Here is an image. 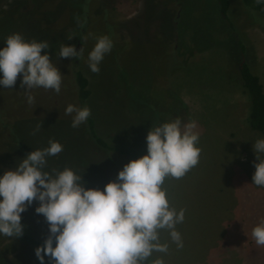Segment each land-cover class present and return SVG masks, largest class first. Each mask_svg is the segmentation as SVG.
<instances>
[{
    "label": "rangeland",
    "instance_id": "374dc122",
    "mask_svg": "<svg viewBox=\"0 0 264 264\" xmlns=\"http://www.w3.org/2000/svg\"><path fill=\"white\" fill-rule=\"evenodd\" d=\"M214 3L7 0L0 13V47L14 32L26 40L47 41L50 60L62 78L58 93L31 89V104L19 74L10 89L0 87V175L51 139L63 150L47 158L46 170L71 168L82 175L86 188L102 190L124 164L146 154L145 136L152 125L176 117L183 123L195 121L198 163L181 178L166 177L162 185L169 205L184 209L183 221L175 226L183 247L178 249L161 230L168 250L153 253L145 264L157 257L163 264H264V247H257L250 235L264 217V187L251 184L256 159L251 144L264 134L249 125L250 100L239 84L237 67L244 57L264 91V20L241 0H230L228 16L235 30L220 18ZM86 23L79 45V28ZM101 35L113 46L92 73L87 56ZM183 38L197 40L192 47L205 51L189 61L180 59L166 44ZM61 43L83 52L75 60L59 58L55 51ZM74 67L89 79L90 110L99 134L134 154L108 152L94 145L81 126L70 127L72 116L64 109L76 106ZM36 206L34 201L21 213L20 237L0 235V264H39L34 255L38 245L24 237L42 244L48 235L44 218L34 213Z\"/></svg>",
    "mask_w": 264,
    "mask_h": 264
},
{
    "label": "clouds",
    "instance_id": "9594fccd",
    "mask_svg": "<svg viewBox=\"0 0 264 264\" xmlns=\"http://www.w3.org/2000/svg\"><path fill=\"white\" fill-rule=\"evenodd\" d=\"M264 4V0H256ZM72 37L69 36L68 39ZM0 47V87L11 88L20 76L27 103L33 102L30 90L42 87L59 92L62 75L50 60L47 41L26 40L19 32L8 35ZM107 35L96 37L87 56L92 73L110 52ZM44 50V54H41ZM83 52L61 43L55 56L78 58ZM70 127L78 128L90 116L87 106L69 104ZM40 126H37L38 131ZM196 122L183 123L179 117L152 125L145 136L146 154L129 160L115 180L103 189L86 188L82 175L65 167L47 168V158L63 150L58 141L30 151L14 169L0 175V235H22L21 213L36 201L34 213L42 215L48 235L34 249L39 264H145L153 253H166L161 242L165 230L176 247H183L176 225L184 219V209L169 205L162 187L166 177L181 178L199 160L200 148ZM255 154L252 183L264 187V138L251 144ZM257 247H264V217L251 228ZM151 264H163L159 257Z\"/></svg>",
    "mask_w": 264,
    "mask_h": 264
},
{
    "label": "trees",
    "instance_id": "16d2710c",
    "mask_svg": "<svg viewBox=\"0 0 264 264\" xmlns=\"http://www.w3.org/2000/svg\"><path fill=\"white\" fill-rule=\"evenodd\" d=\"M215 7H217V14L222 18L230 28L236 27L233 23V20L229 19L228 11L230 6V0H214ZM245 7H247L251 12L252 10L259 12L264 20V4L256 3V0H241ZM7 0H0V13L3 10V6L6 4ZM254 13V12H253ZM174 15V14H173ZM256 16V15H255ZM257 17V16H256ZM179 15L173 17L174 22L178 21ZM264 23V21H263ZM87 26V23L82 25V28L79 29V38L78 44L80 45L82 42L83 30ZM189 39L183 38L172 41L170 39L167 40V47L168 49L173 52L175 51L178 55H180V59H184V61H189L190 57H194L197 54L203 53L205 49L201 50L193 48L192 45L197 44V40L188 41ZM193 42V44H192ZM190 44V45H189ZM245 47L243 48V50ZM208 50V47L206 48ZM79 51V50H78ZM169 51V53H170ZM176 54V55H177ZM244 58V57H243ZM240 59L238 61V74H239V81L241 87L244 89L245 93L248 94L250 100V111H249V125L251 129L256 130L262 134H264V91L263 87L260 83V80L255 73L252 71L251 64H249L244 59ZM75 60V58L73 59ZM71 80L74 83V90L73 93L75 94V101L77 107L87 106L90 109V101L92 97V89L89 87V79L86 75L78 68L74 67L73 71L71 72ZM1 118V117H0ZM83 128V131L86 133L90 141L108 152H119L120 155L124 157H128L132 155L131 152L126 150L118 145H113L108 143L98 132V126L96 123V118L90 110L89 118L80 125ZM264 158V156H263ZM24 237L29 241L41 245L38 240L29 237L28 235L24 234Z\"/></svg>",
    "mask_w": 264,
    "mask_h": 264
}]
</instances>
